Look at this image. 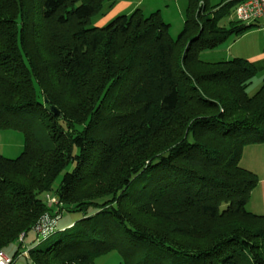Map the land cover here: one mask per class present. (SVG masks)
Returning <instances> with one entry per match:
<instances>
[{"label": "trees", "instance_id": "1", "mask_svg": "<svg viewBox=\"0 0 264 264\" xmlns=\"http://www.w3.org/2000/svg\"><path fill=\"white\" fill-rule=\"evenodd\" d=\"M240 1L186 0L172 38L159 11L98 27L107 0H0V130L23 141L0 154L10 264H264L240 165L264 143V79L248 95L247 59L199 58L260 19H229ZM63 211L81 217L60 229Z\"/></svg>", "mask_w": 264, "mask_h": 264}, {"label": "rangeland", "instance_id": "2", "mask_svg": "<svg viewBox=\"0 0 264 264\" xmlns=\"http://www.w3.org/2000/svg\"><path fill=\"white\" fill-rule=\"evenodd\" d=\"M160 11L162 17L170 25L169 34L172 38H176L179 32L182 30L184 23V15L186 10V0H160ZM220 0H210L211 4H215ZM234 19L233 13L228 17ZM224 19V22L228 19ZM248 22L245 24H250ZM254 25L248 27L241 35L230 37L227 41L223 42L219 46L213 49L202 50L199 53V58L203 61L214 62L228 60L234 57H241L244 59L258 58L261 66L256 68V73L251 80V83L246 89L248 95H252L260 87L262 80L264 79V18L253 22ZM17 132V131H16ZM22 138V134L17 132ZM20 148L15 145L13 151L8 154L9 158H14L20 153ZM81 217L79 212H67L61 213V218L58 221V228L67 227L69 223L76 222ZM29 234L26 242L29 240ZM57 236V233L51 234L48 238L41 242L42 246H45L50 237ZM5 251L14 256L18 251L17 245L13 244L6 247ZM24 258L19 257L13 264H23ZM94 264H121V256L117 250L109 251L98 256L95 259Z\"/></svg>", "mask_w": 264, "mask_h": 264}, {"label": "crops", "instance_id": "3", "mask_svg": "<svg viewBox=\"0 0 264 264\" xmlns=\"http://www.w3.org/2000/svg\"><path fill=\"white\" fill-rule=\"evenodd\" d=\"M160 2V0H107L103 7V14L100 13L95 15L92 18V23L95 26L101 27L110 22L116 16L130 14L137 8H140L144 14H149L154 11H159L161 14ZM262 18H264V16ZM163 20L165 21L164 18ZM247 60L252 64L255 70L258 66H261L260 62L256 61L258 58ZM22 143V138L16 131L0 130L1 155L6 157L11 156L8 154L13 151L15 145L21 150ZM240 165L254 172L258 178L256 186L250 193L246 208L250 212L264 215V143L246 146L240 158Z\"/></svg>", "mask_w": 264, "mask_h": 264}, {"label": "built area", "instance_id": "4", "mask_svg": "<svg viewBox=\"0 0 264 264\" xmlns=\"http://www.w3.org/2000/svg\"><path fill=\"white\" fill-rule=\"evenodd\" d=\"M235 18L242 22H249L264 16V0H241L233 11ZM54 201V199H51ZM53 220L51 221V223ZM47 227H45V230ZM24 237L21 234L20 239ZM12 258L5 251L0 250V264H10Z\"/></svg>", "mask_w": 264, "mask_h": 264}, {"label": "water", "instance_id": "5", "mask_svg": "<svg viewBox=\"0 0 264 264\" xmlns=\"http://www.w3.org/2000/svg\"><path fill=\"white\" fill-rule=\"evenodd\" d=\"M49 111L52 115L56 116L58 119H62V114L60 113V111L55 108L54 106H49Z\"/></svg>", "mask_w": 264, "mask_h": 264}]
</instances>
